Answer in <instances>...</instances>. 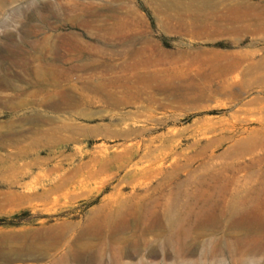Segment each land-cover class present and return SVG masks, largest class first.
Instances as JSON below:
<instances>
[{"label": "rangeland", "instance_id": "rangeland-1", "mask_svg": "<svg viewBox=\"0 0 264 264\" xmlns=\"http://www.w3.org/2000/svg\"><path fill=\"white\" fill-rule=\"evenodd\" d=\"M86 3L92 28L64 20L61 11ZM69 34L97 63L69 70L58 50L57 79L35 91L21 61L35 43ZM106 59L134 63L104 67ZM177 183L217 200L249 197L228 224L199 237L232 255L169 256L119 233L128 214L113 211L126 205L117 196ZM258 213L264 0H0V264H264V230L258 240L231 235L229 224ZM199 232L192 225L188 243Z\"/></svg>", "mask_w": 264, "mask_h": 264}, {"label": "bare ground", "instance_id": "bare-ground-1", "mask_svg": "<svg viewBox=\"0 0 264 264\" xmlns=\"http://www.w3.org/2000/svg\"><path fill=\"white\" fill-rule=\"evenodd\" d=\"M87 5L88 3L76 5L61 11L64 20L70 23L75 21L85 29L92 28V20H89L88 17L90 15L92 16L93 13L86 16L82 13L85 8H88ZM115 27L100 30L105 37H109L108 35L115 31ZM117 31L118 33L120 32L119 30ZM39 44L35 43L30 48L33 56H24V59L21 61L23 67L30 69L29 82L35 91L40 89L41 86L39 83L41 80L55 81L57 79L58 73L54 71V64L59 60L57 56L58 50L64 53L62 64L69 66V70L73 68L93 67L98 61L95 57H82L85 54L83 44L81 45L79 40L70 34L68 37L62 36L56 44L55 42L49 46H44L42 43L41 45ZM128 53H131L135 57L137 51L130 50ZM46 54L52 56L50 57L49 63H43ZM106 60L107 64L104 67L123 66L134 63V60H131L129 63L123 60L119 64H115L112 59ZM73 61L77 62L73 64ZM68 102H71V100L65 98L64 103L69 104ZM118 102L115 100L114 104L117 105ZM51 107L57 108L58 103H52ZM176 186V189L167 192L132 193L129 196H117L116 200L126 205L118 209L111 207V209L116 211L118 215L123 212L128 214H124L125 220L119 227V233L129 232L130 239L132 241L136 240L134 242L142 243L145 249L150 247H152V251L160 249L165 255L169 256L179 252L192 255L198 250H201L203 252L202 254H207L205 258L209 257L212 262H216L215 259L218 260L220 257L226 256L227 253L232 255V251L225 248L227 244H221L217 241L199 240V237L202 239L204 236H209L211 232L220 226H224L228 220L230 221L232 216L235 217L241 210L249 207V197L243 194H232L231 191V194H225L224 197L220 196L221 199L217 200L219 195L202 191H183L179 189L181 186L180 183ZM206 207L212 208L209 211V215L205 212ZM206 214L207 216L203 218ZM229 224H231L232 229L237 230L236 233H232L231 235L251 236L252 238L260 240L263 237L264 213H258L256 216L253 214L250 218L234 219ZM192 225H195L196 229L200 231L195 237L198 241H195L194 244L188 243L187 240ZM139 237H142V239ZM233 263L248 264L242 257L235 259Z\"/></svg>", "mask_w": 264, "mask_h": 264}]
</instances>
